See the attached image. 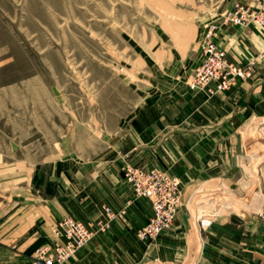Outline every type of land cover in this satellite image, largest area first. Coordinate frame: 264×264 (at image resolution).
Listing matches in <instances>:
<instances>
[{
	"label": "crops",
	"instance_id": "1",
	"mask_svg": "<svg viewBox=\"0 0 264 264\" xmlns=\"http://www.w3.org/2000/svg\"><path fill=\"white\" fill-rule=\"evenodd\" d=\"M233 1L202 5L156 34L158 48L127 74L135 103L111 126L73 123L50 138L48 113H9L0 125V264H32L52 225H92L102 205L125 214L69 264H264V29L217 31L228 61L252 65L250 78L211 97L187 85L206 25ZM125 164L180 180L174 224L154 240L137 238L151 206L135 198Z\"/></svg>",
	"mask_w": 264,
	"mask_h": 264
},
{
	"label": "rangeland",
	"instance_id": "2",
	"mask_svg": "<svg viewBox=\"0 0 264 264\" xmlns=\"http://www.w3.org/2000/svg\"><path fill=\"white\" fill-rule=\"evenodd\" d=\"M216 1L0 0V125L33 110L48 113L50 138L111 126L135 103L127 74L156 34Z\"/></svg>",
	"mask_w": 264,
	"mask_h": 264
},
{
	"label": "built area",
	"instance_id": "3",
	"mask_svg": "<svg viewBox=\"0 0 264 264\" xmlns=\"http://www.w3.org/2000/svg\"><path fill=\"white\" fill-rule=\"evenodd\" d=\"M222 26H257L264 29V0H253L252 3L236 0L221 15L217 24H209L205 28L200 41L202 60L187 84L191 90L208 97L225 92L252 75L251 64L244 68L235 66L227 60L225 52L217 44V31ZM262 52L264 54V49ZM260 125L264 128V113ZM121 172L124 180L131 184L135 198L146 199L151 206V216L137 232V238L151 241L170 230L180 205V180L167 171L146 170L130 164H125ZM100 210V219L92 225L73 217H65L52 225L53 241L34 251L32 264H69L95 234L108 229L114 220L125 214V208L114 211L107 205H102Z\"/></svg>",
	"mask_w": 264,
	"mask_h": 264
}]
</instances>
